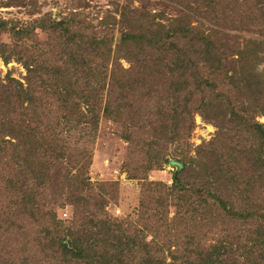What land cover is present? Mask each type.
<instances>
[{
  "label": "trees",
  "instance_id": "16d2710c",
  "mask_svg": "<svg viewBox=\"0 0 264 264\" xmlns=\"http://www.w3.org/2000/svg\"><path fill=\"white\" fill-rule=\"evenodd\" d=\"M155 1L114 4L96 30L0 16V61L25 71L0 77V264H264V0ZM196 114L215 131L194 146ZM102 118L140 184L133 215L88 175ZM170 159L169 185L148 179Z\"/></svg>",
  "mask_w": 264,
  "mask_h": 264
},
{
  "label": "rangeland",
  "instance_id": "374dc122",
  "mask_svg": "<svg viewBox=\"0 0 264 264\" xmlns=\"http://www.w3.org/2000/svg\"><path fill=\"white\" fill-rule=\"evenodd\" d=\"M5 1V0H0ZM128 0H38L40 6L39 12L28 16L26 14L25 7L22 8H0V16L4 19L17 20L20 24H25L30 20L35 19H51L58 21L61 18L68 16L70 13H77L80 19H83L88 25L93 27V30L99 29V20L105 13H111L116 19L119 18L118 13L115 11V5L117 7L124 6ZM133 6H137V0H133ZM154 4L152 11L158 12L163 7H158L155 0H149ZM150 4V5H151ZM152 6V5H151ZM165 8V7H164ZM154 9V10H153ZM166 13L173 14L174 12L169 8H165ZM164 22V21H163ZM94 27L96 29H94ZM231 31V32H230ZM235 30L229 29V35H241L244 37L247 34L241 32H234ZM108 37L112 34V37H119V32L116 27L111 32L109 29L106 31L105 36ZM251 35V33H248ZM38 40L44 41L47 37L44 32L36 31ZM2 41L9 42L8 35H2ZM115 43V41H114ZM124 66H127L126 62L122 61ZM264 64L258 66V70L263 69ZM10 72L11 76L23 82L25 76L24 69L17 63L11 62L4 65L0 61V77ZM257 120L264 123V118L258 116ZM195 128L190 136V142L196 146L201 141L208 140L212 134H214L215 128L211 125L204 123L201 118L196 114L194 116ZM117 128L109 123L105 119H101L99 122V128L95 134L94 140L88 144L91 150V163L89 167V178L91 183H116L114 191L116 193V201L107 205L106 211L116 217H125L127 215H133L139 202V183L136 180H129L121 172V161L123 159L124 150L122 146L117 143ZM174 168L165 165L162 171H153L149 174L148 179L153 181H162L166 184L171 183V175ZM71 215V208L59 210L57 216L65 221H68Z\"/></svg>",
  "mask_w": 264,
  "mask_h": 264
},
{
  "label": "water",
  "instance_id": "95a60500",
  "mask_svg": "<svg viewBox=\"0 0 264 264\" xmlns=\"http://www.w3.org/2000/svg\"><path fill=\"white\" fill-rule=\"evenodd\" d=\"M168 166L174 168V172H179L182 169L183 164L181 162L176 161V160L170 159L168 161Z\"/></svg>",
  "mask_w": 264,
  "mask_h": 264
}]
</instances>
